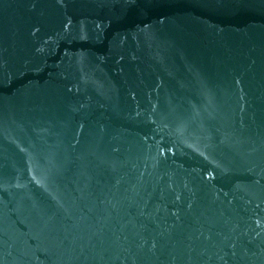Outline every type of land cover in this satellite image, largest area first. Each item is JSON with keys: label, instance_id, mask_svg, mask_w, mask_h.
Wrapping results in <instances>:
<instances>
[{"label": "water", "instance_id": "water-1", "mask_svg": "<svg viewBox=\"0 0 264 264\" xmlns=\"http://www.w3.org/2000/svg\"><path fill=\"white\" fill-rule=\"evenodd\" d=\"M0 264H264V0H0Z\"/></svg>", "mask_w": 264, "mask_h": 264}]
</instances>
